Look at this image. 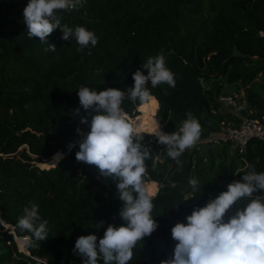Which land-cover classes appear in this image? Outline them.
<instances>
[{"label":"trees","instance_id":"16d2710c","mask_svg":"<svg viewBox=\"0 0 264 264\" xmlns=\"http://www.w3.org/2000/svg\"><path fill=\"white\" fill-rule=\"evenodd\" d=\"M27 3L0 0V264H83L84 258L73 252L77 238L94 234L98 243L109 224L118 227L123 221L116 178L102 177L96 166L75 159L78 141L90 130L81 117L90 123L94 114L80 107L77 90L127 93L134 84L132 73L140 69L147 75L143 63L163 54L176 85H148L149 99L158 102L161 131H178L188 112L201 126L198 140L228 122L237 125L240 117L218 104L233 84L235 91H245L239 115L264 122V0H82V6L56 14L61 24L82 25L98 37L94 47L83 51H77L74 38L62 40L60 29L47 37L55 51L46 50L37 37L30 39L22 16ZM141 103L125 98L121 108L132 117ZM139 111L132 123L140 129L150 120L156 129L153 116ZM140 142L151 156L145 161V186H158L151 213L158 227L137 242L128 264L172 258L176 223H186L194 208L242 181L249 165L264 173V142L254 138L241 153L232 152L228 141L204 147L196 142L176 160L155 137L144 134ZM56 153H62L58 163L52 159ZM191 179L198 181L195 189ZM248 202L238 201L224 221ZM33 204L48 221V237L21 251L15 236L23 237L18 238L22 246L31 233L17 227L18 219Z\"/></svg>","mask_w":264,"mask_h":264},{"label":"clouds","instance_id":"9594fccd","mask_svg":"<svg viewBox=\"0 0 264 264\" xmlns=\"http://www.w3.org/2000/svg\"><path fill=\"white\" fill-rule=\"evenodd\" d=\"M80 6L82 0H28L22 13L28 37L39 38L40 43L47 45L46 50L55 51V45L50 44L47 37L60 29L62 40H76L80 46L77 51H83L89 45L94 47L98 37L93 31L82 25L73 29L61 24L56 14L57 10H73ZM142 67L147 70V75L140 69L132 73L134 84L126 88L127 93L122 89L97 91L86 86L77 90L80 107L94 114L90 123L86 116L81 117L80 122L89 124L90 130L78 141L75 159L96 166L102 177L116 178L115 186L122 202L119 217L123 221L118 227L109 224L98 243L94 234L77 238L73 252L84 258L83 264H98L100 257L103 264H128L137 242L150 236L158 227L151 215L157 188L156 185L146 187L143 181L145 161L151 157L150 149L140 142L142 133L129 121L121 104L125 98L133 103L137 100L147 102L149 84L153 88L160 84L174 88L176 80L166 67L163 54L148 58ZM186 116L178 131L167 134L157 125L151 134L159 144L166 146L167 155L173 160L193 147L200 137L198 120L191 112ZM52 159L58 163L62 153H56ZM249 168L242 181L228 184L226 191L205 206L194 208L185 218L186 223L178 222L171 228L172 239L177 243L172 258L161 260L160 264H264V195H253L257 191L264 193V173H257L253 165ZM189 183L195 189L198 181L191 179ZM242 198H249V202L238 207L225 222V213ZM103 223H96L94 228L99 229ZM47 224V220L41 219L37 205L25 207L17 227L31 236L21 243L30 245L33 240L47 238Z\"/></svg>","mask_w":264,"mask_h":264},{"label":"built area","instance_id":"2783aa9c","mask_svg":"<svg viewBox=\"0 0 264 264\" xmlns=\"http://www.w3.org/2000/svg\"><path fill=\"white\" fill-rule=\"evenodd\" d=\"M218 104L222 110L239 116V123L234 125L228 122L219 132L201 138L196 144L204 147L211 142L228 141L232 152L241 153L245 150L248 141L253 138L264 142V122L250 116H240V103L236 97L222 95L218 98Z\"/></svg>","mask_w":264,"mask_h":264},{"label":"rangeland","instance_id":"374dc122","mask_svg":"<svg viewBox=\"0 0 264 264\" xmlns=\"http://www.w3.org/2000/svg\"><path fill=\"white\" fill-rule=\"evenodd\" d=\"M236 86H237V84H233L230 88L227 87L225 89H226V91L228 90L227 91V95L234 96V97H236L239 100V99H242L243 98L245 91H244L243 88H239L238 91H235V88H237ZM157 109H158V103H157V101L155 100V104H152L151 99H149L148 102H142L138 107H136V109H135L136 113H135L134 116L131 117L128 114H126V116L129 119V121L132 123V121H135V120H137L140 117L139 115L141 114V112L139 110H141L142 111V114H144V113H150L153 116V118H154V120L156 122V125H159L157 123V120H156V117H155L156 116V113H157ZM136 127H137L138 130H140V129H145L146 130V131L141 132L142 133L141 134L142 136L144 134H147V135L150 136V138H154V136L151 135L153 133L154 127L150 123V120H148L146 123H144L140 127V129L138 128V126H136ZM38 165L41 167L40 163H38ZM157 189H158V186H157ZM18 238H23V237H18ZM16 242H17L18 249L21 250V251H24L23 245L20 246L19 241H16Z\"/></svg>","mask_w":264,"mask_h":264},{"label":"water","instance_id":"95a60500","mask_svg":"<svg viewBox=\"0 0 264 264\" xmlns=\"http://www.w3.org/2000/svg\"><path fill=\"white\" fill-rule=\"evenodd\" d=\"M199 81H200L201 86H202V87H205L204 79H203V78H200ZM6 228L10 229L11 232L14 231V230H13L14 227H6ZM27 237H29V236H27ZM25 238H26V237H25ZM25 238H24V239H25ZM20 239H21V238H20ZM15 240L18 241V237L15 236ZM23 246H24V244H23Z\"/></svg>","mask_w":264,"mask_h":264},{"label":"bare ground","instance_id":"6f19581e","mask_svg":"<svg viewBox=\"0 0 264 264\" xmlns=\"http://www.w3.org/2000/svg\"><path fill=\"white\" fill-rule=\"evenodd\" d=\"M157 103H158V102H157ZM3 224H4V225H8V224H6V223H4V222H3Z\"/></svg>","mask_w":264,"mask_h":264},{"label":"crops","instance_id":"0c3cea01","mask_svg":"<svg viewBox=\"0 0 264 264\" xmlns=\"http://www.w3.org/2000/svg\"><path fill=\"white\" fill-rule=\"evenodd\" d=\"M157 184V183H156ZM157 192V191H156Z\"/></svg>","mask_w":264,"mask_h":264}]
</instances>
